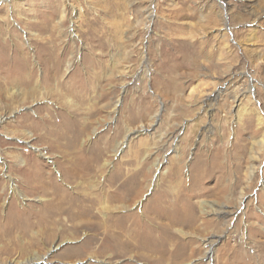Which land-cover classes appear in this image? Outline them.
I'll return each mask as SVG.
<instances>
[{"label":"rangeland","instance_id":"obj_1","mask_svg":"<svg viewBox=\"0 0 264 264\" xmlns=\"http://www.w3.org/2000/svg\"><path fill=\"white\" fill-rule=\"evenodd\" d=\"M263 139L264 0H0V264H264Z\"/></svg>","mask_w":264,"mask_h":264},{"label":"bare ground","instance_id":"obj_2","mask_svg":"<svg viewBox=\"0 0 264 264\" xmlns=\"http://www.w3.org/2000/svg\"><path fill=\"white\" fill-rule=\"evenodd\" d=\"M8 1V0H7ZM72 24H73V26H72V31L74 30V25H75V23H74V21L72 20ZM215 97V96H214ZM217 99V98H216ZM252 111V110H251ZM243 112H245V113H247L248 112V109H247V107H245L244 108V110H243ZM252 112H256V115H257V121H258V125H262L263 124V118H262V113L261 112H258V110L257 111H252ZM250 113V112H249ZM240 115V114H239ZM242 115H244V114H242ZM27 144L29 143V141H25ZM264 145V139L261 141V145ZM260 145V146H261ZM262 147V146H261ZM36 150H37V152L40 154V156H42L43 158H46V159H50L49 157H47L42 151H40L39 149H37L36 148ZM21 164L22 165H24V162L23 161H21ZM13 189V191L14 192H18V190H17V187L16 186H13L12 187ZM73 201V199H66V198H63V200H62V205H72V201ZM83 202H85L84 200H83ZM97 202H99V200L97 201ZM93 204H95V201H93L92 202ZM53 204V203H52ZM77 204V202L75 203V205ZM82 205H84L83 203L80 205V214L79 215H81L83 218L84 217H87L88 215H90V213H91V210H90V208H88V209H83L82 208ZM106 205V204H105ZM93 206V205H92ZM64 207V206H63ZM106 209V208H105ZM55 210H58L59 212H63V210H65V211H67V212H70L71 211V213H72V208L71 207H69V208H66V209H62V208H59V209H55ZM106 210H108V209H106ZM105 216H107L106 214H105ZM90 218H92L91 216H90ZM105 219V218H104ZM79 220V219H78ZM106 220V219H105ZM100 221V220H99ZM103 221V220H102ZM90 223V222H89ZM39 225V224H38ZM107 222L106 221H103V222H100V223H98L97 224V226H94L95 227V229H99V228H106L107 226ZM117 226V225H116ZM93 227V225L92 226H85L84 225V228L85 229H87V228H92ZM93 227V228H94ZM118 228H119V231L120 232H116V234H115V232H113L114 233V235L115 236H117V238L116 239H114V240H116V244L115 245H117L119 242H117V239H119L118 241H120V243H119V245H123L124 247L126 246H129V244L126 242L127 241V238L128 237H130L133 233H134V230L130 227V226H128L127 225V222H125V221H120L119 222V225H118ZM111 229V228H110ZM113 229V228H112ZM106 230V229H105ZM108 231V230H107ZM117 231V230H116ZM114 236V237H115ZM121 237H124V238H126V241L125 242H123L122 243V239H121ZM121 239V240H120ZM132 246V245H131ZM123 248V247H122ZM128 249V248H127ZM107 250V249H106ZM43 258H45V257H43ZM35 260H38L37 258H35V259H32V261H30L31 263L30 264H32L33 263V261H35ZM28 264V263H27Z\"/></svg>","mask_w":264,"mask_h":264}]
</instances>
